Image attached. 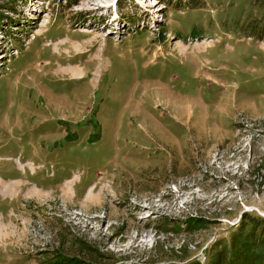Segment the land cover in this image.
Returning <instances> with one entry per match:
<instances>
[{"label": "rangeland", "instance_id": "1", "mask_svg": "<svg viewBox=\"0 0 264 264\" xmlns=\"http://www.w3.org/2000/svg\"><path fill=\"white\" fill-rule=\"evenodd\" d=\"M0 264H264V0H0Z\"/></svg>", "mask_w": 264, "mask_h": 264}, {"label": "trees", "instance_id": "2", "mask_svg": "<svg viewBox=\"0 0 264 264\" xmlns=\"http://www.w3.org/2000/svg\"><path fill=\"white\" fill-rule=\"evenodd\" d=\"M244 216H247V214L244 215ZM192 220H194V221H198L199 219H197V217H194Z\"/></svg>", "mask_w": 264, "mask_h": 264}, {"label": "bare ground", "instance_id": "3", "mask_svg": "<svg viewBox=\"0 0 264 264\" xmlns=\"http://www.w3.org/2000/svg\"><path fill=\"white\" fill-rule=\"evenodd\" d=\"M82 71V70H81ZM78 72V71H77Z\"/></svg>", "mask_w": 264, "mask_h": 264}]
</instances>
